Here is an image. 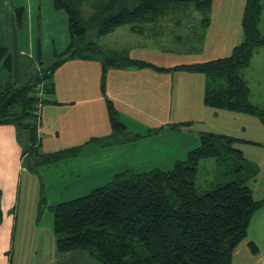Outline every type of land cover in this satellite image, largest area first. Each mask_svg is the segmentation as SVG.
<instances>
[{"label": "trees", "instance_id": "trees-1", "mask_svg": "<svg viewBox=\"0 0 264 264\" xmlns=\"http://www.w3.org/2000/svg\"><path fill=\"white\" fill-rule=\"evenodd\" d=\"M213 3L214 0H54V8L68 14V47L47 67H42L39 56L40 69L25 83L9 82L0 89V125L16 126L21 139L25 137L23 131L28 130L23 156L30 160L32 170L80 152L78 147L40 154L38 136L40 110L45 103L53 102L47 96L55 92L54 73L75 59L100 61L104 75L110 68L130 67L202 74L206 106L248 114L264 124V109L252 103L251 90L243 76L256 50L264 48V34L259 28L263 0H246L242 19L245 39L227 57L162 69L99 44L103 36L120 26L130 25L140 31L141 24L156 22L182 6L201 14L202 27L207 29ZM86 9L91 12L86 14ZM16 15L21 26L23 9H16ZM6 55L7 49L0 48V61ZM11 63V56H6L2 68L10 69ZM108 111L114 137L127 136L129 132L111 101ZM240 141L243 140L227 134L203 132L200 145L171 170H124L89 194L52 206L57 257L85 251L101 264H232L235 250L248 236L254 214L264 207V199H256L249 186L258 167L236 147ZM206 159H214L227 170L210 184L212 189L201 192L199 167ZM2 221L0 208V225Z\"/></svg>", "mask_w": 264, "mask_h": 264}, {"label": "crops", "instance_id": "crops-1", "mask_svg": "<svg viewBox=\"0 0 264 264\" xmlns=\"http://www.w3.org/2000/svg\"><path fill=\"white\" fill-rule=\"evenodd\" d=\"M215 1V8L219 4L218 10L223 12L219 16L222 19L220 26L215 22L216 11L212 14L214 3L207 29L202 27V15L194 9L176 7L175 13L171 12L156 22L141 24L140 31H134L130 26L131 34L146 39L144 43L138 41L132 46H122L117 38L111 45L103 44L104 48L125 51L133 60L162 69L227 57L245 39L242 19L246 2L242 1L241 20H233L232 14L228 16L225 10H232L239 1ZM19 8L23 9L21 26L16 15ZM175 17H178L177 21H174ZM68 22V14L56 10L54 0H0V48L7 49L6 56L10 55L12 60L10 69L2 68L6 56L0 61V89L9 82L15 85L25 83L38 67L39 56L41 60L49 57L48 61H54L70 43ZM176 27L190 31L174 35ZM196 30L200 32L196 34ZM171 33L173 41L185 43L186 49L175 50L182 54L148 48V40L158 45ZM163 59L169 63L160 62ZM172 59L176 62H170ZM201 76L185 71L134 67L110 68L104 75L100 61H67L54 73L55 92L47 96L53 102L45 103L40 110L39 152L51 154L80 147L76 156L57 162L54 170L59 176L62 174L61 177L67 170L72 183L67 187L78 192L87 191V194L106 185L124 170L148 172L141 167L173 166L197 147L201 133L208 132L192 133L190 130L205 124V119L214 120L222 114L204 104L205 79ZM195 92L200 97H193ZM108 101L118 111L129 132L127 136L114 137ZM186 123L189 125L175 127ZM135 135H139L135 140H124ZM27 143L28 138L21 139L16 126L0 125V208L3 212L0 227L6 230L20 225L19 193L27 161L23 156ZM259 181L256 176L249 186L252 191L255 186V198L261 200L264 199V182L259 186ZM102 182L106 184L101 186ZM24 223L25 219L21 224ZM7 250L6 245L3 250L0 245L3 264H7L4 258ZM92 258L86 253L73 252L63 262L97 264ZM10 264H13L12 260ZM232 264H264V207L254 214L248 236L235 250Z\"/></svg>", "mask_w": 264, "mask_h": 264}, {"label": "rangeland", "instance_id": "rangeland-1", "mask_svg": "<svg viewBox=\"0 0 264 264\" xmlns=\"http://www.w3.org/2000/svg\"><path fill=\"white\" fill-rule=\"evenodd\" d=\"M238 1L239 2L234 4L232 10L229 8L225 10L227 11L225 14L228 16L229 13L232 14L231 17L233 20H241L242 18L243 0ZM215 3L216 1L214 2L212 14H215L216 11L215 22L216 25L220 26L222 24V19H219V16H222L223 12L221 13V11L218 10L219 4H217L215 8ZM86 11L88 12L86 14L91 12L90 9H86ZM177 18L178 17L173 18L174 21H177ZM176 28L177 30H175L176 33H174V35L183 34L186 32V30L190 31L186 28L180 30L178 27ZM259 28L264 34V10ZM169 30L170 29L166 28V31ZM195 32L197 34L200 32V30H196ZM171 36H173L172 33L168 37H164V39L159 42L158 45L155 41L148 40V48H156L160 51H164L165 53L173 50L172 52L175 54H182L181 52L175 50L179 49L182 51L186 49L185 43H179L176 40L173 41L170 38ZM117 38L120 42V45L122 46H132L137 44L138 41L141 43L146 41V39L140 38L139 35L131 34L130 25H123L120 26L117 31L103 36L100 39L99 44L103 47L104 45L108 46L113 44ZM45 59L42 60V67H47L48 64L53 62L48 61L49 57H47L46 60ZM166 60L167 59H163L160 62L169 63ZM170 62H176V60L172 59ZM37 66L38 67L35 68L29 76L37 74L41 66L39 64V60H37ZM244 72L246 79L249 82L252 103L264 109V48H259L256 50L254 56L252 57L250 66ZM201 77L204 76L202 75ZM193 97L200 96L195 92ZM219 111L222 113L220 117L214 120L210 118L205 119V124H200L201 126L199 127L194 126L190 132L197 133L200 130H208V132L229 134L235 138L242 139L243 141L236 143V147L239 146L242 148L246 158L259 166L257 178H260L261 180V182L259 181L260 186V184L264 182V124L257 117L248 114L231 112L227 110ZM23 133H25V137H28V130H24ZM23 141L24 140H22V142ZM198 143L199 144L197 147L200 145L199 139ZM29 161L30 160L26 161L21 176L22 185L19 193L20 203L18 216V224L20 225L16 229L7 230L6 228L0 227V245L2 246V250L4 249L5 245L8 247L7 253H5V255L3 254L4 258L7 264H10L11 260L13 261V264H16L17 262L22 264H67L66 262H63L65 258H58L56 255L54 214L51 210V207L56 204L78 198V196L80 197L82 194H87L88 192H78L70 186L67 187L69 184H72L71 177L67 170L66 172L64 171V177H61L62 174L59 176L58 172L54 170L57 168V164L61 162H53L42 166H36L35 169L33 168L34 170H32ZM153 166L154 165L141 168H145L146 171H150L151 169L154 170L156 168L162 170H171L174 165L170 167L165 165L159 167ZM226 170L227 167L217 165L214 159H206L202 161L199 167L198 176V185L200 186V191L205 192L206 190L212 189L210 184H212L216 178H220V175H222V173ZM104 184H106V182H102L101 186ZM253 191L257 192L254 185ZM24 219L25 223L22 225L21 223H23ZM76 252L86 253V255L92 257L85 251ZM92 259H94L97 264H101V262L95 258ZM0 264H3L1 262V257Z\"/></svg>", "mask_w": 264, "mask_h": 264}]
</instances>
